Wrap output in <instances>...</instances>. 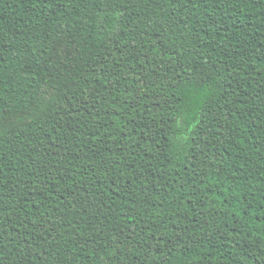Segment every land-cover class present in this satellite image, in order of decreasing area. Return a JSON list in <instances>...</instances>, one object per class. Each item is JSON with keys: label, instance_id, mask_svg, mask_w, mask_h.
Here are the masks:
<instances>
[{"label": "trees", "instance_id": "obj_1", "mask_svg": "<svg viewBox=\"0 0 264 264\" xmlns=\"http://www.w3.org/2000/svg\"><path fill=\"white\" fill-rule=\"evenodd\" d=\"M0 264H264V0H0Z\"/></svg>", "mask_w": 264, "mask_h": 264}]
</instances>
